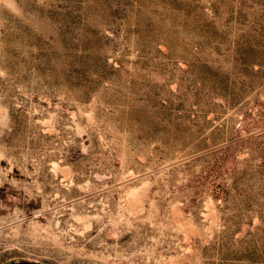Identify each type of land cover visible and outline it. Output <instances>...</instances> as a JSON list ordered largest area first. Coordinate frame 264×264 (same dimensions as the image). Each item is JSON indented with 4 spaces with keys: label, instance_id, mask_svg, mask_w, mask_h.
<instances>
[{
    "label": "rangeland",
    "instance_id": "1",
    "mask_svg": "<svg viewBox=\"0 0 264 264\" xmlns=\"http://www.w3.org/2000/svg\"><path fill=\"white\" fill-rule=\"evenodd\" d=\"M264 264V0H0V264Z\"/></svg>",
    "mask_w": 264,
    "mask_h": 264
},
{
    "label": "water",
    "instance_id": "2",
    "mask_svg": "<svg viewBox=\"0 0 264 264\" xmlns=\"http://www.w3.org/2000/svg\"><path fill=\"white\" fill-rule=\"evenodd\" d=\"M1 264H42L39 262H9V263H1Z\"/></svg>",
    "mask_w": 264,
    "mask_h": 264
}]
</instances>
